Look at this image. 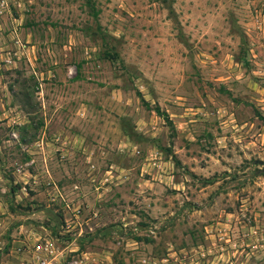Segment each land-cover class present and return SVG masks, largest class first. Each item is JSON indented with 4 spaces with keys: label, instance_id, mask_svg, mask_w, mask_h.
Listing matches in <instances>:
<instances>
[{
    "label": "rangeland",
    "instance_id": "obj_1",
    "mask_svg": "<svg viewBox=\"0 0 264 264\" xmlns=\"http://www.w3.org/2000/svg\"><path fill=\"white\" fill-rule=\"evenodd\" d=\"M16 1L0 264H264V0Z\"/></svg>",
    "mask_w": 264,
    "mask_h": 264
},
{
    "label": "built area",
    "instance_id": "obj_2",
    "mask_svg": "<svg viewBox=\"0 0 264 264\" xmlns=\"http://www.w3.org/2000/svg\"><path fill=\"white\" fill-rule=\"evenodd\" d=\"M9 3L14 4V3H18V2L16 0H0V13L9 8ZM34 247H35V250L36 249H40V250L44 249L47 251L51 250L47 241H45L44 243L35 242ZM26 264H46V263H45V261H38L36 263H32V262L28 261V262H26Z\"/></svg>",
    "mask_w": 264,
    "mask_h": 264
},
{
    "label": "crops",
    "instance_id": "obj_3",
    "mask_svg": "<svg viewBox=\"0 0 264 264\" xmlns=\"http://www.w3.org/2000/svg\"><path fill=\"white\" fill-rule=\"evenodd\" d=\"M1 18H2V15H1V13H0V20H1ZM0 22H1V21H0ZM10 34H11V36H12V31H10ZM11 43H14L12 38H11Z\"/></svg>",
    "mask_w": 264,
    "mask_h": 264
},
{
    "label": "trees",
    "instance_id": "obj_4",
    "mask_svg": "<svg viewBox=\"0 0 264 264\" xmlns=\"http://www.w3.org/2000/svg\"><path fill=\"white\" fill-rule=\"evenodd\" d=\"M262 163L264 164V160L262 161Z\"/></svg>",
    "mask_w": 264,
    "mask_h": 264
}]
</instances>
